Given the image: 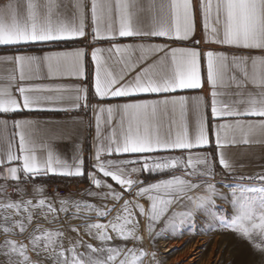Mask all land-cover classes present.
<instances>
[{
	"label": "snow or ice",
	"instance_id": "snow-or-ice-1",
	"mask_svg": "<svg viewBox=\"0 0 264 264\" xmlns=\"http://www.w3.org/2000/svg\"><path fill=\"white\" fill-rule=\"evenodd\" d=\"M68 4L70 17L57 0L0 3V46L16 49L0 56L11 65L6 77L10 85L0 88V264H144V257H149L148 264H161L145 245L169 229L183 235L186 224L195 231L198 219L206 226L201 231L231 230L248 242L255 257L252 264H264V172L243 176L241 165L226 152L228 145L264 144V0H68ZM198 16L203 43L230 51L114 43L118 34L146 41L191 39L199 45L201 40L194 39ZM87 36L89 46L101 39L113 41L112 47L90 53L95 62L92 98L83 86L32 89L17 83L19 95L14 94L11 82L29 80L42 69L53 80L86 77L84 60L89 53L83 48L43 55L21 53V48ZM202 60L211 89L210 118L216 121L218 153L211 162L199 154L210 145L209 108L202 107V98H191L196 127L190 133V98L171 95L203 87ZM105 63L113 70L108 71ZM33 91L54 94H27ZM152 94L164 98H139ZM221 96L228 99H218ZM56 102L91 110L90 163L86 165L79 154L82 146L72 165L53 154L52 141L74 135V129L13 119L12 128L19 130L13 138L18 136L17 150L23 156L22 167L11 166L21 156L8 135L9 117L24 110H67L43 108ZM175 151L181 156L167 154ZM49 174L83 180L87 187L65 196L48 193L35 181ZM145 174L169 178L146 183ZM229 177L234 183L226 190L223 181ZM246 179L260 186L242 183ZM84 237L99 243L94 246ZM114 240L124 246L105 247Z\"/></svg>",
	"mask_w": 264,
	"mask_h": 264
},
{
	"label": "crops",
	"instance_id": "crops-1",
	"mask_svg": "<svg viewBox=\"0 0 264 264\" xmlns=\"http://www.w3.org/2000/svg\"><path fill=\"white\" fill-rule=\"evenodd\" d=\"M4 0H0V3H3ZM58 3L61 4V11L64 13L65 16H71V5L68 4V0H57ZM68 4V7L65 8L64 5ZM118 27V22L117 25ZM203 33L200 30V20L199 16L197 17L196 21V33L194 36L195 40H201L199 45L193 43L190 39L187 42H179V41H166L163 38H153L151 41L142 40L139 37H127L122 38L119 37L118 34L114 43H118L121 45L127 44H135L139 45L141 43H152V44H168L171 47H198L199 50L203 53L209 49L215 50H226L228 49H221L220 46L216 44H205L202 41ZM90 36H87L83 39H77L75 41H67V42H60L56 44H36L29 46L27 48H21L20 52L24 53L27 52L28 54L34 55H43L44 53L51 51H74L76 48H83L86 52L89 53V56L84 60V70L86 73L85 76H72V77H64L59 79H49L46 77V69H42L39 73L33 76L29 80L25 81H13L11 82V88L15 95H19L16 91L17 83L20 86H24L27 88L32 89H44V88H55L60 86L64 89H74L79 88L81 86L88 89L89 97L92 98V92L94 91V82H95V62L91 60L90 53L94 48H101V49H108L112 47L113 41L109 39H101L96 41L95 44L89 46ZM16 52L15 48L12 47H4L0 46V56L4 55H12ZM102 57L107 56L106 52L100 53ZM135 55H139V53H135ZM105 68L108 71H112L113 68L110 64L105 63ZM201 71L203 77V87L200 89L195 90H185V91H177L171 95H184L190 98L189 101V114H188V123H189V131L193 133L196 127V115L195 112L192 110L193 101L191 98L193 97H200L202 107L209 108V120H208V127H209V135H210V145L204 147L203 149L199 150L200 155H207L209 161L211 162L213 157L216 156L218 153V149L215 145V132H216V121H213L210 118V101H211V89L210 85L207 83L206 79V68H205V61H201ZM11 73V65L8 61L0 60V88L8 87L10 82L6 79V77ZM17 78L19 76L18 69L14 73ZM222 91H225L222 89ZM28 95L33 96H45V95H53L54 93L42 92V91H33L27 93ZM67 95V93H65ZM140 99H163L164 96L161 95H146L139 97ZM238 98V97H234ZM220 100H227L228 98L225 96L218 97ZM123 102V101H120ZM110 103L115 104L117 103L116 100L110 101ZM106 106V105H105ZM43 108H55V109H67L65 110H24L17 113L14 117H9V128H8V135L9 138L12 139L13 149L17 151V154L21 156V160L19 162H14L11 166L14 167H22V156L23 153L18 152V136L13 138V134L18 132V129L12 128V120L13 119H28L37 122L38 125L41 127L43 126H63L70 129H74L75 134L72 136L65 137L63 139H56L52 141V151L55 157H57L62 162H66L69 165L74 163L73 157L77 154V147L82 146V151H80V156L85 159V164L87 165L90 163L91 153H92V142L94 136V124L91 123L92 121V112L89 110L88 112L76 110L72 108L71 104L68 102H56V103H46L43 105ZM220 123L225 122L224 120H220ZM110 131V130H109ZM226 152L228 156L232 159L238 161L241 165L240 174L245 177H254L257 174L264 172V144L260 143H252L248 145L244 144H236V145H228L226 147ZM37 156H40V150L37 149ZM168 155H173L176 157L181 156L180 151H175L171 153H167ZM112 159H117L118 157L113 156ZM2 170V169H0ZM216 171L219 173L220 168L217 164ZM21 179H23V174L20 173ZM51 176H58L49 174L47 177ZM41 177V178H47ZM61 177V176H59ZM159 177H163L161 175H152L149 176L145 174L142 179L145 180L146 183L151 182L153 179H158ZM38 179V178H37ZM40 179V178H39ZM66 182L74 185L79 184L82 186H87L86 182L83 180H77L73 178H67ZM247 181V179L245 180ZM45 182L41 180H36L35 183ZM2 183V181H0ZM9 183H15L13 181H9Z\"/></svg>",
	"mask_w": 264,
	"mask_h": 264
},
{
	"label": "rangeland",
	"instance_id": "rangeland-1",
	"mask_svg": "<svg viewBox=\"0 0 264 264\" xmlns=\"http://www.w3.org/2000/svg\"><path fill=\"white\" fill-rule=\"evenodd\" d=\"M181 174L179 172L175 173ZM170 175V174H169ZM161 178H169L168 175L153 179L151 182L157 181ZM217 181H220V176H217ZM59 183L66 182L57 181ZM56 181L39 182V185H48L57 183ZM68 183V182H67ZM227 190V185L234 183L232 178L229 177L223 181ZM242 183L250 186H260L255 180L242 181ZM37 184V182H36ZM70 184V183H69ZM87 186L79 184H70L67 191L60 195L65 196L69 193L75 194L80 190L85 189ZM9 192H12V188L9 187ZM13 198L15 194L13 193ZM141 203H145L148 207V203L141 199ZM221 203L222 202H219ZM227 207V205H223ZM99 222H103L102 220ZM163 227V225H160ZM205 224L201 220L196 222V230L190 231L189 226L186 224L182 226L183 235L177 236L171 229L164 233L162 236H158L154 241L145 245V248L150 247L151 251L156 253L157 258L161 261V264H252L255 257L252 254V250L249 247L248 242L240 240L232 233L231 230H213L204 232L201 231ZM89 243L94 246L98 244V241L90 240L88 237H84ZM121 246L124 244L120 240L109 241L105 247ZM128 247H132V244H128ZM82 252L83 248L80 249ZM149 257H144V264H148Z\"/></svg>",
	"mask_w": 264,
	"mask_h": 264
},
{
	"label": "built area",
	"instance_id": "built-area-1",
	"mask_svg": "<svg viewBox=\"0 0 264 264\" xmlns=\"http://www.w3.org/2000/svg\"><path fill=\"white\" fill-rule=\"evenodd\" d=\"M9 184H13V183H9ZM39 184L37 183L36 185L46 188L48 193H57L59 195L64 194L70 185L67 182H61V183L57 182V183H52L48 185H42V184L39 185Z\"/></svg>",
	"mask_w": 264,
	"mask_h": 264
},
{
	"label": "trees",
	"instance_id": "trees-1",
	"mask_svg": "<svg viewBox=\"0 0 264 264\" xmlns=\"http://www.w3.org/2000/svg\"><path fill=\"white\" fill-rule=\"evenodd\" d=\"M36 180H41V181H63V180H67L66 177H59V176H51V177H47V178H38Z\"/></svg>",
	"mask_w": 264,
	"mask_h": 264
}]
</instances>
